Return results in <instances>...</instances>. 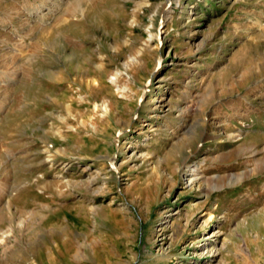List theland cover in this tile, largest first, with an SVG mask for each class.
Returning <instances> with one entry per match:
<instances>
[{
	"label": "rangeland",
	"instance_id": "rangeland-1",
	"mask_svg": "<svg viewBox=\"0 0 264 264\" xmlns=\"http://www.w3.org/2000/svg\"><path fill=\"white\" fill-rule=\"evenodd\" d=\"M5 232L0 264H264V0H0Z\"/></svg>",
	"mask_w": 264,
	"mask_h": 264
},
{
	"label": "bare ground",
	"instance_id": "bare-ground-1",
	"mask_svg": "<svg viewBox=\"0 0 264 264\" xmlns=\"http://www.w3.org/2000/svg\"><path fill=\"white\" fill-rule=\"evenodd\" d=\"M126 67H129V64H126ZM190 182H194V179H190ZM6 237L8 238V232H5L4 234H2V236H0V244H2L4 242V240L6 239Z\"/></svg>",
	"mask_w": 264,
	"mask_h": 264
}]
</instances>
